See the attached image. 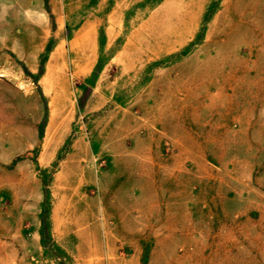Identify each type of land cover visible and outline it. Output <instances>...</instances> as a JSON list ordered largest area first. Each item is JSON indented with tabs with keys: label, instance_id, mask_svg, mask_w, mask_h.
Masks as SVG:
<instances>
[{
	"label": "rangeland",
	"instance_id": "obj_1",
	"mask_svg": "<svg viewBox=\"0 0 264 264\" xmlns=\"http://www.w3.org/2000/svg\"><path fill=\"white\" fill-rule=\"evenodd\" d=\"M0 81L30 94L0 163V264L249 263L251 220L229 213L251 197L211 203L203 182L258 163L264 0H0Z\"/></svg>",
	"mask_w": 264,
	"mask_h": 264
},
{
	"label": "crops",
	"instance_id": "obj_2",
	"mask_svg": "<svg viewBox=\"0 0 264 264\" xmlns=\"http://www.w3.org/2000/svg\"><path fill=\"white\" fill-rule=\"evenodd\" d=\"M19 89L16 86L2 83L0 81V133L10 132L9 135L4 137L0 134V163L8 164L13 157L19 154V117L20 113L23 116L22 121L26 123L27 126H30V94L22 93L20 98ZM21 106V111H20ZM26 117V119L24 118ZM251 123L253 124H264V116H256L252 118ZM14 133V134H13ZM256 136V137H255ZM264 133L253 132L251 133V139L254 140L259 137L257 143L252 144L251 151H255L258 155V163H253L252 169L248 171L245 179H250V181L242 182L236 177L232 182H229L228 186L226 182L211 181L206 180L203 182L204 188H210L214 190L215 187L218 188L217 191L222 190L224 194L214 195L212 194L209 202L223 205L228 203H242L248 199V196L251 197L254 206L249 211H240L229 213V216L232 219H242L245 218L251 220L252 228L250 231L249 243L245 248H250L251 257L248 264H264ZM6 139V143L3 141ZM22 142L25 149L28 150L30 146V135H27L25 140L22 139ZM1 169V166H0ZM219 176V172L217 173ZM221 174V173H220ZM178 184V182L176 183ZM3 180L0 177V188H2ZM189 188H191V195L188 204H195V188L194 183H190ZM222 209V208H221ZM223 212V211H222ZM226 214V213H225ZM251 214L250 217L249 215ZM235 243L234 251L235 253H242L244 250V235L242 231L235 230ZM231 236V234H230ZM218 245V244H216ZM223 247L226 251L228 245L223 244L219 245ZM231 251V250H229ZM236 256V255H235ZM220 264H247L241 258L237 257L233 262L222 261Z\"/></svg>",
	"mask_w": 264,
	"mask_h": 264
},
{
	"label": "trees",
	"instance_id": "obj_3",
	"mask_svg": "<svg viewBox=\"0 0 264 264\" xmlns=\"http://www.w3.org/2000/svg\"><path fill=\"white\" fill-rule=\"evenodd\" d=\"M47 2V1H46ZM42 74V69L40 68L39 72H38V75H41ZM29 76L32 78V79H35L36 80V77L33 76V75H30L29 73ZM42 97V100L44 102V111H45V115H44V119L41 123V126H40V131H39V137L41 138L42 137V134H43V128H44V125H45V116H46V112H47V106H46V103L44 101V98L43 96L41 95ZM41 227H42V230H41V238H42V242L44 243L45 240L48 238V232H47V224H46V216H45V213H42V218H41Z\"/></svg>",
	"mask_w": 264,
	"mask_h": 264
}]
</instances>
